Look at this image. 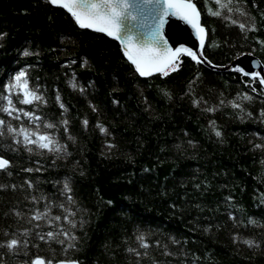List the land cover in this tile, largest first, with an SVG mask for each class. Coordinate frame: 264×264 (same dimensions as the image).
Masks as SVG:
<instances>
[{
    "label": "trees",
    "instance_id": "16d2710c",
    "mask_svg": "<svg viewBox=\"0 0 264 264\" xmlns=\"http://www.w3.org/2000/svg\"><path fill=\"white\" fill-rule=\"evenodd\" d=\"M192 1L207 31L202 53L214 68L182 54L167 76L141 77L118 40L81 29L65 9L47 0H0V79L12 85L23 70L21 84L27 80L28 90L43 97L24 105L22 90L0 87V109L9 106L4 96H10L17 109L40 116L41 130L70 153H29L0 137V156L10 161L0 170V184L9 185L0 189V242L31 227L16 217L33 207L25 197L43 194L35 207L43 211L50 199L51 215H61L56 204L69 206L61 195L66 178L75 219L84 220L73 230L75 248L65 252L54 240L29 237L27 255L0 248L3 264H25L37 254L53 264H264V87L217 68L245 51L264 64V0ZM232 20L246 22L247 31ZM245 93L252 99L238 97ZM0 119L34 127L23 115L16 121L0 111ZM45 123L55 127L45 129ZM34 223L42 232L55 231V225ZM141 233L147 249L136 240ZM145 251L147 256L136 255Z\"/></svg>",
    "mask_w": 264,
    "mask_h": 264
},
{
    "label": "snow or ice",
    "instance_id": "6c2138e0",
    "mask_svg": "<svg viewBox=\"0 0 264 264\" xmlns=\"http://www.w3.org/2000/svg\"><path fill=\"white\" fill-rule=\"evenodd\" d=\"M150 4H155L157 9L155 14L152 17V23L148 24L146 22L141 23V27L144 31L141 33L139 43L133 42V37L128 33H121V26L123 19L137 20V16L133 14L130 10V5L127 3V0H47V3L53 6H59L65 9L70 13L71 17L74 19L75 23L79 25L81 29H94L98 32L105 33L108 37H113L120 42L123 56L131 62V65L135 66V71L139 73V76L146 77L152 74L153 72L160 73L164 76H167L169 71H174L178 64L181 53L186 54L191 58L192 61L197 64L205 62L203 58V53L199 55L196 51H193L190 47H176L175 49L169 47L168 41L164 39L162 34V28L165 23V18L167 16L175 15L184 21L187 25H190L194 31L197 39L200 41V46L203 47L205 42V28L201 26L200 22V12L197 10V6L192 0H147ZM219 3V0H216ZM231 2V0H229ZM221 7L226 8L228 13L233 12L232 7H228L227 4H222ZM237 12H240L242 16H247V13L241 11L239 7L235 9ZM209 13L213 16H220V12H212L211 9L208 10ZM148 18L145 17L146 21ZM232 24H238L239 29L242 32H246V22H238L237 20H232ZM4 34L0 32V37ZM25 56L29 55L27 51L23 53ZM211 64V61H206ZM231 70L237 73H242L244 76L251 77L252 80H258L261 86H264V75H261V72L256 71H245L244 68L233 65ZM12 71H16L13 69ZM264 71V69H262ZM10 75V74H8ZM198 75V74H197ZM26 76L25 71L20 70L16 72L15 76L12 79L15 81L12 85H4L3 80L0 79V87H5L11 91L13 87L18 90H22L23 99L20 100V103L24 105H31L33 101H43V97L38 95L35 91L28 90V81L24 80L21 84V79ZM253 92H256V88H252ZM167 95V93H165ZM238 97L242 100H251L252 97L246 93L242 96L238 94ZM4 99L8 102V107L0 109L6 113L9 117H12L16 121H20V116L28 118L29 124L33 126H25L23 123H20L18 127H14L10 121L0 119V137L10 138L15 145L23 144L26 151L32 153L34 149L38 150H47L50 153H53L57 158L63 153L65 156L70 155L64 148V145L60 144L55 136L49 134L47 131H42L40 128L41 117L35 115L32 112L24 111L23 108L17 109L12 102L10 96H4ZM60 97L57 95L56 100L59 101ZM196 101L193 100V104ZM223 103V101H221ZM233 108H240V104L232 103ZM60 108L63 109L64 105L60 104ZM93 111H96V108L93 107ZM207 111H213L212 108H208ZM243 111V109H241ZM251 116V113H248ZM264 116V112L261 113ZM61 124L67 125L66 120H62ZM86 125L87 120L83 121ZM55 127L52 123H45V129H53ZM213 130L217 137L221 136L220 131L215 130L213 125ZM65 133L68 132L67 127L64 128ZM101 132H105L104 127H100ZM69 140H74V137L70 134L67 136ZM191 144V141L188 142ZM112 147V145H108ZM180 146L177 145V148ZM255 147H261V145H255ZM37 155H40V152H36ZM10 161L8 159L0 156V170H6L9 166ZM23 171L31 172L33 169L25 168ZM36 171H40L39 168ZM8 175H11V172H8ZM25 184L29 188H32V183L30 181H25ZM9 187V185L0 184V189ZM15 189L16 185H11ZM23 187V185H21ZM71 192L69 187V181L66 178L63 184V189L61 195L65 196L68 207L65 206V203H57L56 207L62 210L61 215H51V209L53 207L52 201L49 199L43 205V211L35 207L40 201L45 200L43 194L39 196H30L25 197V199H30L33 204L32 208H29L28 212L22 213L17 211L16 217L23 218L27 224L31 227H23L17 229V232L11 233V238L6 239L5 241L0 242V248L9 250L10 252L16 253L18 251H24L27 255V249L30 244V239L36 241H43L48 243L49 241H55L56 244L63 246V251L68 249L75 248V241L77 237L74 234V231L79 225L80 228L84 226V220L80 219L77 221L75 217L77 212L73 211L70 206L75 205L76 201L73 199L72 195H66ZM230 218L231 217V214ZM71 217V218H70ZM234 219V218H233ZM43 222L49 226L55 225V231L42 232L41 223L34 222ZM61 221L66 222V224L61 223ZM249 223H255L253 220H249ZM207 231V229H205ZM5 236H8V233H4ZM136 240L140 242V247L147 249L149 247L148 243L145 241V236L143 233L137 235ZM235 241V237H233ZM173 244L179 243L177 240H172ZM245 244L252 245V240H245ZM35 246V245H34ZM129 252H135V249H128ZM170 254V253H166ZM137 256L145 255L148 253L145 251L143 254L136 252ZM0 264H3L0 261ZM25 264H53L52 259L37 254L34 258H31L29 261H26ZM56 264H78L76 260L67 259L59 260Z\"/></svg>",
    "mask_w": 264,
    "mask_h": 264
},
{
    "label": "water",
    "instance_id": "95a60500",
    "mask_svg": "<svg viewBox=\"0 0 264 264\" xmlns=\"http://www.w3.org/2000/svg\"><path fill=\"white\" fill-rule=\"evenodd\" d=\"M127 3L130 5V10L133 12V14L137 16V20L123 19L121 26V33L130 34L133 37V42L139 43L141 33L144 31V29L141 27V23L142 22H146L148 24L152 23V17L155 14V10L157 9V6L155 4L148 3L147 0H127ZM197 10L200 12L198 7ZM145 17L148 18L146 21L144 20ZM200 22H201V26L205 28V26L202 24L201 12H200ZM162 34L164 36V39L168 41L169 47L173 49L183 45L184 47L192 48L193 51H196L199 55L204 47V45L203 47L200 46V41L197 39L191 26L187 25L184 21L180 20V18L175 15L170 14L165 18V23L162 28ZM206 37H207V31L205 28V41H206ZM182 54L184 53H181V55ZM202 59L205 61L203 62L204 64L208 66H212L206 62L207 59L204 56ZM233 65L242 67L245 69V71L251 70V71L261 72V75H264V71H262V69H264V64L257 56L253 55L250 52L241 54L240 56L236 57L233 61L227 63L225 67H217V68L230 70L231 66ZM212 67L214 68V66ZM153 74H156V72H153L150 75Z\"/></svg>",
    "mask_w": 264,
    "mask_h": 264
},
{
    "label": "bare ground",
    "instance_id": "6f19581e",
    "mask_svg": "<svg viewBox=\"0 0 264 264\" xmlns=\"http://www.w3.org/2000/svg\"><path fill=\"white\" fill-rule=\"evenodd\" d=\"M243 53H247V52L245 51V52H243ZM243 53H242V54H243Z\"/></svg>",
    "mask_w": 264,
    "mask_h": 264
}]
</instances>
